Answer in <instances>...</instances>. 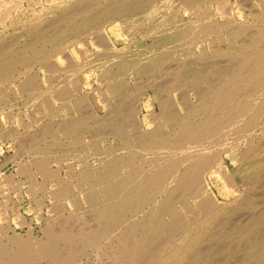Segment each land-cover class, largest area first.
<instances>
[{
    "label": "bare ground",
    "instance_id": "bare-ground-1",
    "mask_svg": "<svg viewBox=\"0 0 264 264\" xmlns=\"http://www.w3.org/2000/svg\"><path fill=\"white\" fill-rule=\"evenodd\" d=\"M0 121V264H264V0H0Z\"/></svg>",
    "mask_w": 264,
    "mask_h": 264
},
{
    "label": "rangeland",
    "instance_id": "rangeland-1",
    "mask_svg": "<svg viewBox=\"0 0 264 264\" xmlns=\"http://www.w3.org/2000/svg\"><path fill=\"white\" fill-rule=\"evenodd\" d=\"M13 112L16 113V115L20 114L19 110L17 108H15ZM5 124H6L5 122L0 121V129L2 128V125L4 126ZM9 144H10V142L8 143L7 141L0 142V173H6L8 175L12 174L14 176L15 181L23 182L24 178H22L17 173L18 159L15 158L16 148H14L15 146H12L11 144L10 145ZM8 183L6 182L5 185L3 184V186H2L3 188L1 187V189H0V200L3 201L4 200L3 198L5 196L7 197V195L10 197L11 200H9V202L3 201L0 203V215L2 212L1 211L2 205H6V206L9 205L10 207H13V206L17 207L18 205H23L25 207L31 206L32 207L31 212H30L31 215H29V222H28V223H30V221H32V218H34V216H35L33 208H35L37 206V203L35 202L33 196L26 194V192H25V195L23 197L20 196L18 194V192L15 190V188L13 187L12 183H9V185H8ZM21 187L26 188L27 184H21ZM6 193H7V195H6ZM22 212H24V210ZM7 220L8 219H6V220L2 219L0 221L8 224L10 222V220L9 221H7ZM37 222H39V221L34 220V225L36 226V232H38L40 230V227H39L40 223H37ZM32 223H33V221H32ZM11 224L13 226H17L16 223H14V222H11ZM28 229H29L28 224H25L24 226H20V227L18 226V230L20 232H23V233H25Z\"/></svg>",
    "mask_w": 264,
    "mask_h": 264
}]
</instances>
